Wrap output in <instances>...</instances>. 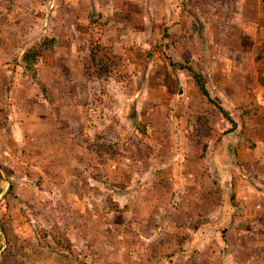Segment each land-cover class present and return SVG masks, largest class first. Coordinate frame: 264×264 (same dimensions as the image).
Instances as JSON below:
<instances>
[{"label": "rangeland", "instance_id": "obj_1", "mask_svg": "<svg viewBox=\"0 0 264 264\" xmlns=\"http://www.w3.org/2000/svg\"><path fill=\"white\" fill-rule=\"evenodd\" d=\"M263 45L262 0H0V264H264Z\"/></svg>", "mask_w": 264, "mask_h": 264}, {"label": "trees", "instance_id": "obj_2", "mask_svg": "<svg viewBox=\"0 0 264 264\" xmlns=\"http://www.w3.org/2000/svg\"><path fill=\"white\" fill-rule=\"evenodd\" d=\"M263 1V9H264V0ZM54 43L55 41L53 39H44L43 41L37 43V45L31 47L29 50H27L26 52H24L21 56V63L24 64L27 68L31 69L37 62L39 59H45V54L52 50L54 47ZM260 50H264V45L261 46L259 48ZM257 58H259V56H257ZM171 66H173L174 68H178L181 70H186L191 74V78L193 79V81L195 82V84L197 85L198 89L200 90L201 94L210 101V97L209 94L206 90L205 87V81L203 79V77L193 71V69L191 67H185L181 64H171ZM259 76H258V83L261 87L264 88V77H262L261 74V70L259 69ZM0 168H2V166L0 165ZM4 170V168H2ZM9 192H12V187H10ZM113 208H115L116 210V205L113 206ZM47 234L43 233L41 234L39 237L43 240V244H41V246L43 248H52L53 250H57L56 245H59L60 243L58 242V240L55 237H51L52 240L49 241L47 240ZM55 245V247H53Z\"/></svg>", "mask_w": 264, "mask_h": 264}]
</instances>
